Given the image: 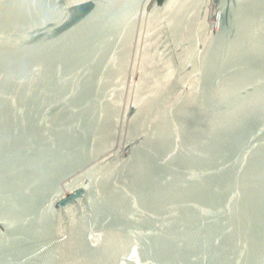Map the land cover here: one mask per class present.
I'll list each match as a JSON object with an SVG mask.
<instances>
[{"label": "water", "instance_id": "water-1", "mask_svg": "<svg viewBox=\"0 0 264 264\" xmlns=\"http://www.w3.org/2000/svg\"><path fill=\"white\" fill-rule=\"evenodd\" d=\"M0 264H264V0H0Z\"/></svg>", "mask_w": 264, "mask_h": 264}]
</instances>
